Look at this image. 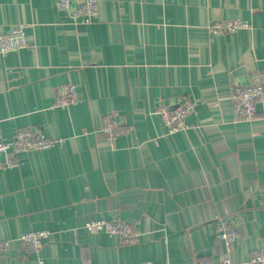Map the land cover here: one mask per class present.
Masks as SVG:
<instances>
[{
    "label": "crops",
    "instance_id": "0c3cea01",
    "mask_svg": "<svg viewBox=\"0 0 264 264\" xmlns=\"http://www.w3.org/2000/svg\"><path fill=\"white\" fill-rule=\"evenodd\" d=\"M75 23L55 0H0V33L29 45L0 53V140L32 127L60 142L0 154V264H197L264 252V110L234 117L230 94L264 71V0H97ZM248 24L215 32L217 22ZM77 98L53 107L60 86ZM186 96L188 127L169 133L158 109ZM107 120L124 128L109 140ZM236 219L228 246L218 233ZM118 219L133 243L86 227ZM48 230L35 252L20 236Z\"/></svg>",
    "mask_w": 264,
    "mask_h": 264
},
{
    "label": "built area",
    "instance_id": "2783aa9c",
    "mask_svg": "<svg viewBox=\"0 0 264 264\" xmlns=\"http://www.w3.org/2000/svg\"><path fill=\"white\" fill-rule=\"evenodd\" d=\"M58 9L69 14L75 23L88 24L93 21L98 13L97 0H55ZM248 26L242 21L217 22L213 25L215 32H234ZM29 45V38L25 26L16 24L10 27L7 32L0 33V53L7 54L20 50ZM77 98L76 86L73 84L62 85L58 88L53 107H67L74 103ZM233 114L239 120H251L258 115V108L264 110V71L254 72L250 81L246 84L235 85L230 94ZM196 110V104L188 97L183 96L174 107L163 105L158 109L162 115L167 131L174 133L188 127L187 118ZM109 140L115 139L122 134L124 128L118 122L107 120L99 129ZM60 142L57 139L46 136L39 128H22L17 130L9 140H0V154L6 156L5 167L17 165L18 152L30 150H45ZM218 236L230 246L235 240L239 231L236 219L229 216L221 223ZM86 227L110 235H118L125 243H133L137 240V234L133 228L121 220L95 218L86 222ZM50 236L48 230H34L25 232L20 236L22 243L30 252L38 251L43 243ZM6 245L0 241V258L2 249ZM250 264H264V252H255L249 259ZM119 264H155L152 261L123 262ZM197 264H239L231 257L224 259H204Z\"/></svg>",
    "mask_w": 264,
    "mask_h": 264
},
{
    "label": "trees",
    "instance_id": "16d2710c",
    "mask_svg": "<svg viewBox=\"0 0 264 264\" xmlns=\"http://www.w3.org/2000/svg\"><path fill=\"white\" fill-rule=\"evenodd\" d=\"M61 108H64V107H61ZM26 128H28V127H26ZM40 129V128H39Z\"/></svg>",
    "mask_w": 264,
    "mask_h": 264
}]
</instances>
